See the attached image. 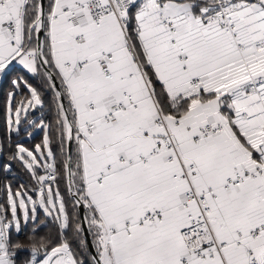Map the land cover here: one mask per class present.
<instances>
[{"label": "snow or ice", "instance_id": "6c2138e0", "mask_svg": "<svg viewBox=\"0 0 264 264\" xmlns=\"http://www.w3.org/2000/svg\"><path fill=\"white\" fill-rule=\"evenodd\" d=\"M0 97V264H264V0H0Z\"/></svg>", "mask_w": 264, "mask_h": 264}, {"label": "trees", "instance_id": "16d2710c", "mask_svg": "<svg viewBox=\"0 0 264 264\" xmlns=\"http://www.w3.org/2000/svg\"><path fill=\"white\" fill-rule=\"evenodd\" d=\"M2 108V97H0V115H1V110ZM41 113L40 112H36L33 119H38L40 117ZM33 135L31 137V139L24 137L23 138V143L25 144V146L27 147H33L35 144L40 143L41 139H42V133L40 132V130H36V129H32ZM4 138V130L2 131V129H0V140L2 141ZM6 161V155L5 157L1 160V164L3 162ZM13 170L16 173V180L20 181V180H24L25 179V174L23 172V169L19 167L18 164H13ZM4 173L2 171H0V180L3 179Z\"/></svg>", "mask_w": 264, "mask_h": 264}, {"label": "crops", "instance_id": "0c3cea01", "mask_svg": "<svg viewBox=\"0 0 264 264\" xmlns=\"http://www.w3.org/2000/svg\"><path fill=\"white\" fill-rule=\"evenodd\" d=\"M1 110H2V108H1ZM0 129H2V131L4 130L3 119H2V112H1V115H0Z\"/></svg>", "mask_w": 264, "mask_h": 264}, {"label": "built area", "instance_id": "2783aa9c", "mask_svg": "<svg viewBox=\"0 0 264 264\" xmlns=\"http://www.w3.org/2000/svg\"><path fill=\"white\" fill-rule=\"evenodd\" d=\"M36 130H38V129H36ZM1 141V140H0ZM0 164H1V160H0Z\"/></svg>", "mask_w": 264, "mask_h": 264}]
</instances>
